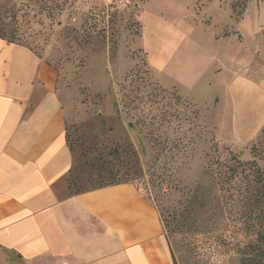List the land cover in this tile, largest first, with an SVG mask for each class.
I'll return each instance as SVG.
<instances>
[{"label":"crops","instance_id":"1","mask_svg":"<svg viewBox=\"0 0 264 264\" xmlns=\"http://www.w3.org/2000/svg\"><path fill=\"white\" fill-rule=\"evenodd\" d=\"M147 6L140 44L158 85L201 105L220 134L227 126L251 142L264 126V87L260 65L235 66L242 35H223V23L212 31L187 9L166 16ZM56 83L51 64L0 39V264H171L158 210L133 185L68 193Z\"/></svg>","mask_w":264,"mask_h":264},{"label":"rangeland","instance_id":"2","mask_svg":"<svg viewBox=\"0 0 264 264\" xmlns=\"http://www.w3.org/2000/svg\"><path fill=\"white\" fill-rule=\"evenodd\" d=\"M56 1L63 10L50 18L46 10L40 14L32 0H12L18 9L19 41L56 71L55 91L77 153L129 143L142 173L134 185L151 205L160 210L158 196L165 207L174 206L176 200L190 197L189 190L198 184L211 201L212 178L203 174L205 170L217 160L228 162L231 154L250 160L252 141L237 138L227 126L220 134L218 124L203 116L207 113L201 105L158 85L140 44L138 16L148 2ZM45 4L53 8L50 0ZM147 8L166 16L187 9L212 31L223 23V35L241 39V34L235 66L260 65L255 78L263 80L264 87V0H153ZM209 107L215 114L217 108ZM219 109L218 119L228 121L226 110ZM152 172L164 181L150 184ZM213 207L207 206L200 219L194 224L189 220L182 231L164 233L171 264H238L243 245L251 240L245 223L242 218L233 223ZM232 215L238 218L236 212Z\"/></svg>","mask_w":264,"mask_h":264},{"label":"trees","instance_id":"3","mask_svg":"<svg viewBox=\"0 0 264 264\" xmlns=\"http://www.w3.org/2000/svg\"><path fill=\"white\" fill-rule=\"evenodd\" d=\"M32 1L39 6L40 14L46 10L50 18L63 10V5L56 0H50L53 8L46 7V0ZM13 6L12 0H0V39L33 52L18 39V9H14ZM162 89L167 92L174 91L178 95L176 90ZM65 135L72 164L65 178L70 195H79V193L94 191V189L110 185L129 183L133 185L143 200L150 204L134 185L141 180L142 173L129 143L122 147L116 144L108 149L99 148L77 153L75 144L70 142V136L67 134V125ZM121 151H123L122 158ZM249 154L251 159L247 161L231 154L228 162L222 163L217 160L215 164L213 163L214 166L205 170L203 174L212 178L208 190L212 195L211 201H208L207 196L204 195L205 191L201 184L196 185L194 190H189V192L192 191L190 197L182 201L176 200L174 206L165 207L160 198L155 196L160 210L154 206L158 210L164 233L172 236L173 233L187 227L189 220H192L190 221L192 224L196 223L208 210L207 206L213 207L212 202L215 200L217 208L213 207V209H218L223 215L228 214L233 223L240 222L242 218L246 226L244 231L251 237V240L243 245L242 249L245 252L238 258V264H264V126L253 138ZM149 176L150 184L164 181L154 172ZM142 183L145 182L142 181ZM179 192L182 197L184 192ZM235 212L238 218L232 215ZM226 219L229 220L228 217L224 218ZM232 230H235V225ZM171 257L173 258L172 252ZM173 263L176 264L174 261Z\"/></svg>","mask_w":264,"mask_h":264}]
</instances>
